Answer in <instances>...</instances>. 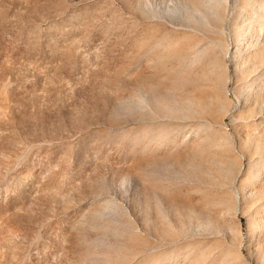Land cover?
<instances>
[{"label": "rangeland", "instance_id": "1", "mask_svg": "<svg viewBox=\"0 0 264 264\" xmlns=\"http://www.w3.org/2000/svg\"><path fill=\"white\" fill-rule=\"evenodd\" d=\"M262 160L264 0H0V264H255Z\"/></svg>", "mask_w": 264, "mask_h": 264}, {"label": "bare ground", "instance_id": "2", "mask_svg": "<svg viewBox=\"0 0 264 264\" xmlns=\"http://www.w3.org/2000/svg\"><path fill=\"white\" fill-rule=\"evenodd\" d=\"M195 27V24L192 25V27H190V29L194 28ZM260 27V25L258 26ZM192 32H194L192 30ZM195 33V32H194ZM193 35L190 31L188 33V35H184L183 38L179 39V46H177L175 48V51H174V57L178 58V62L181 64V67L184 68V67H188L190 69L192 68H195V67H199L200 66V62H218V60H216L217 58L216 55L215 57H210L212 53V50H213V47L210 46L208 48V50H206V54H203V50H202V47H201V44L200 42H203L202 39L200 38H197V41H189L188 38H190L189 36ZM173 36L171 34H168V35H163V37L159 38V37H156L154 40H152L151 42L153 44H155L154 46V49H159V48H162L163 49V54L161 55L162 58H163V62H165L166 60L168 59H171V56H172V42H171V38ZM214 42V41H213ZM212 42V43H213ZM245 42V41H244ZM216 43V42H215ZM243 43V42H242ZM214 45V43H213ZM247 46H252L250 44H248ZM165 47V48H164ZM214 51V50H213ZM253 51H256V49H252V50H248V53H253ZM144 54L147 55H151L153 54L154 55V52H152L151 50L145 52ZM213 55V56H214ZM215 58V59H213ZM209 65V64H208ZM197 80V81H196ZM195 81V85L198 87L201 83L198 79H196ZM184 83L187 84L188 81L187 79L184 80ZM226 146V145H225ZM261 165V167L264 168V160L260 161L259 163ZM262 169V168H261ZM262 175V174H261ZM260 176V175H259ZM247 181V180H246ZM208 187V186H207ZM263 195V194H262ZM225 200V199H224ZM264 201V200H263ZM218 204V203H217ZM232 203L230 202V200L228 201V199H226L225 201L222 200L221 202V205H222V208H224L225 210L229 211L230 208L232 207L231 205ZM215 205V204H214ZM220 205V203H219ZM221 205L219 206L221 208ZM215 208V207H214ZM221 208V209H222ZM233 209V208H232ZM246 209V208H245ZM222 211V210H220ZM251 212V211H250ZM229 213V212H227ZM220 214V213H219ZM254 217L252 216L250 221L248 222L250 224V226L252 227H259L261 229L260 231V236H259V241L258 243H249L247 244V248L249 251L251 250H254L256 251V257H259L261 259L260 262H258L255 258L256 261H255V264H264V202L263 203H258V205H256V208H255V211L253 213ZM220 216H223L222 214ZM209 218V217H208ZM215 218V217H214ZM209 224V223H208ZM213 225V224H212ZM207 226V224H206ZM213 228V227H212ZM207 230V228H206ZM215 230V229H213ZM218 230V229H217ZM257 231V229H256ZM215 232V231H214ZM216 233V232H215ZM217 234H220L217 232ZM216 235V234H215ZM218 236V235H217ZM256 236V235H255ZM254 236V237H255ZM212 237V236H211ZM215 237V236H214ZM202 238V237H201ZM205 238V237H204ZM207 239L205 240L206 242H208V236L206 237ZM219 238V237H218ZM214 238V240L217 242V239ZM227 238V237H226ZM234 238V237H232ZM249 238V237H248ZM220 239V238H219ZM225 240V239H224ZM229 240V239H228ZM232 240V239H231ZM236 240V239H235ZM199 241V240H198ZM198 241H195V242H198ZM214 241V243H215ZM238 241V239L236 240ZM235 241V242H236ZM220 242H224V241H220ZM209 243V242H208ZM219 243V242H217ZM217 243H215V245H217ZM221 243V244H222ZM207 244V243H206ZM206 244H204L206 246ZM213 244V243H211ZM220 244V243H219ZM220 244V245H221ZM228 244V243H227ZM232 244H234L232 242ZM246 244V243H244ZM200 245H203L202 243H200ZM199 244H195V245H192L190 247H186L185 248V251H188V252H194V255H195V258H197L199 255H200V251H201V246ZM209 246V244H207ZM220 245H217V246H220ZM223 245H226V244H223ZM222 245V246H223ZM239 245V244H238ZM243 245V244H242ZM221 246V247H222ZM237 246V245H236ZM244 246V245H243ZM214 245H211L210 248H213ZM225 247V246H224ZM228 247V246H227ZM226 247V250H222V252H219L217 255L213 254V253H208L207 255H205V257L203 258V251H202V257L199 261V264H209L208 262H212V263H216V261H219L221 264H228L229 262L232 261V255L233 253ZM233 246H231L232 248ZM241 247V246H240ZM239 247V248H240ZM203 248V247H202ZM209 248V249H210ZM220 248V247H219ZM218 248V249H219ZM235 248V247H234ZM233 248V249H234ZM239 248H236L235 250L239 249ZM243 248V247H242ZM223 249V248H222ZM241 249V248H240ZM244 249V248H243ZM232 250V249H231ZM212 251V250H211ZM218 251V250H217ZM244 251V250H243ZM247 251V250H246ZM253 251V253H255ZM205 252V251H204ZM241 253V252H240ZM213 254V255H211ZM252 261V260H251ZM254 261V260H253ZM247 262V261H246Z\"/></svg>", "mask_w": 264, "mask_h": 264}]
</instances>
